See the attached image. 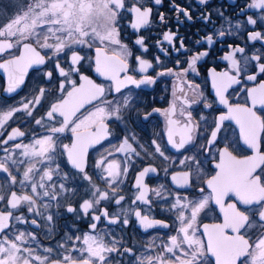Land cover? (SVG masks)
I'll use <instances>...</instances> for the list:
<instances>
[{
  "label": "snow or ice",
  "instance_id": "1",
  "mask_svg": "<svg viewBox=\"0 0 264 264\" xmlns=\"http://www.w3.org/2000/svg\"><path fill=\"white\" fill-rule=\"evenodd\" d=\"M199 2L207 3V0ZM161 3L162 0H20L15 15L0 17V57L7 54V58L0 60V70L7 74L8 93L16 92L24 84L28 70L33 67L40 69L47 65L50 70H45L43 75L48 81L53 79L54 73L62 78L56 89L58 97L49 103L40 118H35L34 113L48 95L45 87L34 89L31 99L25 98L7 110L0 109V145L4 146L3 155H0V173L6 178L5 184H0V204L4 205L0 211V264H114L122 252L131 253L130 248L118 246L117 242L105 243L98 234L67 235L56 248L45 247L41 252L30 246V242H35L37 237L20 231L16 226L31 223L40 227L35 217L51 225L55 213L50 209L53 206L59 208L62 200L68 201L66 212L90 219L89 227L93 232L102 217L110 224H129L127 209L122 207L125 196L119 194L120 177L127 174L128 168H121L116 161H108L106 156L101 157L94 164L100 171L97 179L103 180L106 185L105 189H101L93 180L94 174H89L88 153L91 147L107 138V122L122 120L124 111L132 103L129 97L109 99L110 95L121 93L128 85L140 88L154 84L158 76L176 74L172 69H161L155 76L149 75V70L155 71L162 64L160 56L154 61L136 56L137 67L133 71L143 74L136 79L129 74L128 57L131 52L118 39L121 20L127 16L130 27L138 32L150 23L151 5ZM174 7L191 19L187 10ZM248 9L257 10L259 17L255 18V12L248 15ZM242 13L247 16V24L253 26L249 40L264 41V32L255 30L258 24L264 26V0H249ZM160 20L164 21L162 14ZM240 26L236 25L237 28ZM226 34L223 30L218 33L221 37ZM163 40L174 45L175 36L164 33ZM206 40L208 45L214 43L212 36H207ZM96 41L120 45L122 50L120 58H113L102 55L101 47L95 48V72L112 82L108 88L80 73L82 62L91 59L82 54V49L94 47ZM135 43L147 51L142 37L137 38ZM229 47L232 51L222 57L228 61L229 70L216 72L213 69L210 72L216 102L227 111L215 119L210 138L202 146V151L208 152L209 146L217 145L224 121H233L238 128L239 140L254 154L240 158L234 154L235 142H226L217 148L215 173L204 181L209 194L189 200L186 195L177 193L172 196L169 193L171 208L176 211L180 223L178 235L171 236L163 249V252L171 254V258L157 254L140 259L139 264H264V151L260 148L264 113L257 111V108L264 109V53L247 55L244 47ZM14 49L19 51L14 52ZM181 49L188 51L183 41L175 50ZM160 51L164 55L170 54L163 46ZM206 55L207 52L199 51L192 54L185 74L196 72L197 62ZM249 64H252L251 73L247 72ZM74 74H79V82L73 78ZM258 76L261 77L259 81ZM244 80L254 82V86L245 87ZM237 85L240 87H235ZM230 89L236 93L243 91L245 102L230 103ZM85 105H92L93 110L78 116ZM204 106L211 108L212 104L205 102ZM169 112L174 114V109ZM16 113L31 117L36 125L45 127L48 134L32 143L17 142L26 133L19 128L8 132L6 128ZM147 115L150 114H146L145 119ZM168 124L167 143L177 152L194 143L199 124L193 123L190 112L183 127H173L171 119ZM65 132L71 133V143L58 146L56 137ZM176 134L179 135L178 141L174 138ZM224 139L227 141V137ZM151 145L154 154L163 161L170 160L156 140H152ZM58 148L62 149L59 154L66 155L68 164L75 170L73 175H79L89 185L87 197L78 204L72 201L81 186L66 183L72 177L63 172L60 163L56 162ZM117 151L139 155L128 138ZM179 163L182 170L171 175L176 187H193L194 177L202 179L203 161L199 154L185 156ZM163 170L165 173L168 171L166 167ZM156 173L157 167L152 165L139 171L134 184L138 194L132 200L133 204H151L149 191L157 197L168 198L163 196V185L150 190L144 183L149 174ZM17 185L19 191L15 190ZM199 192L204 193L205 189L199 188ZM233 197L232 202L226 203ZM53 202H56L55 205ZM106 202L121 206L124 218L117 213H109ZM213 203L220 208L222 222L203 224L201 232V226H197L198 217ZM134 216L144 230L169 226L162 220L142 215L139 210L134 212ZM197 232L201 235L198 236Z\"/></svg>",
  "mask_w": 264,
  "mask_h": 264
},
{
  "label": "flooded vegetation",
  "instance_id": "2",
  "mask_svg": "<svg viewBox=\"0 0 264 264\" xmlns=\"http://www.w3.org/2000/svg\"><path fill=\"white\" fill-rule=\"evenodd\" d=\"M247 3H249V0H207V3H200L199 0H162L160 5H151L153 11L150 23L148 26L141 28L140 31L137 32L130 27L127 16L120 21L118 39L131 52V56L128 57L130 75H133L136 79H140L143 75L138 71H133L137 67L136 56H142L151 61L160 56L162 64L155 71L149 70V75L155 76L156 72L161 69H172L176 73L175 75L158 76L156 82L152 85H142L140 88L128 85L121 90V93L110 95L109 99L129 97L132 103L124 111L122 120L107 122V138L89 149L88 171L90 175L94 174L93 180L101 189H105L106 185L103 180L97 179L100 171L94 167L95 162L100 160L101 157L106 156L108 161H116L121 168H128L127 174L120 177L119 187L121 191L119 194L125 196L122 207L127 209L129 224L126 226L120 223L110 224L102 217L97 222V228L93 232L89 227L90 219L87 216L78 217L76 213L66 212L65 208L68 201L62 200L59 208L53 206L50 209L51 212L55 213L51 225L44 219L35 217L40 223V227H36L31 223L16 226L20 231L31 233L37 237L35 242H30V246L36 247L42 252L45 247L56 248L58 243L62 242L67 235L98 234L104 238L105 243L117 242L118 246L123 245L124 248L132 250L131 253L127 254L122 252L114 264H139L140 259L156 256L157 254H163L171 258V254L163 252V249L169 243L171 236L178 235L180 223L176 211L171 208L172 197L169 193L172 196L177 193L181 196L186 195L189 200H195L202 195L209 194L210 190L207 189L204 181L215 173L214 165L216 163L217 148L222 147L226 142H235L234 154L240 158L254 154L252 149H249L239 140L238 128L233 121H224L221 132L218 134L217 145L209 146L210 151L208 152L202 151V146L210 138L215 119L227 111L216 102L217 98L210 77L211 70L215 69L216 72L229 70L228 61L222 59V57L232 51L230 45L244 47L247 55L257 52L264 53V41L253 42L248 38L253 26L247 24V16L242 13V9L246 7ZM174 6L187 10L191 19L189 20L183 13L178 12ZM254 12L256 13L255 18H258L260 13L257 10L248 9V15ZM161 14L164 16L163 22L160 20ZM237 24L241 26L237 28ZM222 30L228 34L223 37L219 36L218 33ZM255 30L264 32V26L258 24ZM164 33L174 34V45H169L163 40ZM207 36L213 37V44L208 45ZM140 37L144 40V45L147 48L146 52L135 43L137 38ZM180 41H183L184 47L188 50L187 52L183 49L180 51L175 50L179 48ZM197 41H200V43H197ZM161 46L168 49L170 54L164 55L160 51ZM96 47L103 49L102 55L113 58H120L119 54L122 50L120 45L107 42L100 44L99 41H96L92 48L85 47L82 49V54H86L91 59L82 62L80 73L108 88L112 82L105 80L95 72ZM13 51L17 52L19 49ZM197 51L200 53L207 52V55L197 62L196 72L188 71L185 74V69L188 68L187 61ZM5 58H7V54L0 57V60ZM177 60H179V63H177ZM45 70H50L47 65L42 66L40 69L30 68L24 84L13 93L6 91L8 87L7 74L0 70V109L7 110V108L18 105L25 98L31 99L34 89L45 87L48 89V95L43 105L34 113L35 118L43 116L49 103L58 97L59 93L56 92V89L62 79L54 73L53 79L48 81L43 75ZM247 72H252V64L248 65ZM123 75L122 73L121 76ZM73 78L79 82V74H74ZM260 79L261 77L258 76V81ZM243 83L245 87L254 86V82L244 80ZM195 85H199V88H195ZM228 96L230 103H244L246 99L243 91L236 93L233 89L229 90ZM205 102H210L212 107H205ZM156 109H159V111H155ZM170 109H174V114H170ZM92 110V105H85L77 115H87ZM257 111L258 113H264V109L257 108ZM182 112L184 113L183 116L181 115ZM189 112L192 115L193 123L199 124V132L195 135L193 144L177 152L167 143L168 121L171 119L174 122L173 127L181 128ZM146 114H150L147 115V119H145ZM202 116L204 117L203 120L200 119ZM6 128L8 132H11L14 128L23 130L26 135L17 141L21 143H32L35 139L48 134L45 127L36 125L31 117H27L23 113H16L13 119L8 122ZM225 137H227V141L224 139ZM125 138H128L129 143L137 149L138 156L133 155L130 151H117ZM174 138L178 141L179 135L176 134ZM71 139V133L65 132L56 137V142L58 146L60 144H70ZM152 140H156L161 145L162 149L165 150V154L170 157L169 161H163V158L153 153ZM11 144L12 142L8 146L10 147ZM3 147V145H0V155H3ZM260 148L261 151H264V134L261 137ZM59 152H62V149L58 148L56 162L60 163L63 172L69 173L72 177L66 183L81 186L72 201L74 204H78L83 198L87 197L89 185L86 181L81 180L79 175H73L75 170L68 164L66 155H60ZM194 154H199L200 159L203 161L202 179L194 177L193 187H176L171 181V175L182 170L179 161L185 156ZM149 165L157 167V173L149 174L144 179V183L148 185L150 190L158 189L163 185V196L168 198L157 197L149 191L151 204L141 202L133 204L132 200L138 194L137 189L134 187L135 179L139 171ZM165 167L168 169L167 173L163 170ZM5 180V175L0 173V184H5ZM199 188H204L205 192H199ZM15 190H20L18 185ZM232 200H234V197L226 200V203L232 202ZM55 203L53 202L54 205ZM106 207L109 213H117L121 218H124L121 206L106 202ZM3 209L4 205L0 204V211ZM137 210L141 211L142 215L146 214L151 218L162 220L169 226L167 228L153 227L144 230L134 216V212ZM222 219L223 215L219 206L213 203L205 212L200 214L197 226H201L202 232L203 224L220 223ZM13 231H15V228ZM197 235L200 236L201 233L197 232Z\"/></svg>",
  "mask_w": 264,
  "mask_h": 264
},
{
  "label": "rangeland",
  "instance_id": "3",
  "mask_svg": "<svg viewBox=\"0 0 264 264\" xmlns=\"http://www.w3.org/2000/svg\"><path fill=\"white\" fill-rule=\"evenodd\" d=\"M20 0H0V17L13 16L17 12L16 5ZM2 22V20H0Z\"/></svg>",
  "mask_w": 264,
  "mask_h": 264
}]
</instances>
